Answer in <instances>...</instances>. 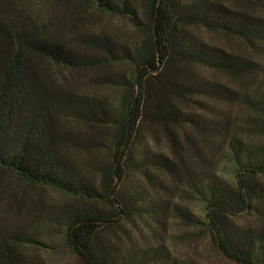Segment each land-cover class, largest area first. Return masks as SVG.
I'll use <instances>...</instances> for the list:
<instances>
[{
  "label": "trees",
  "instance_id": "1",
  "mask_svg": "<svg viewBox=\"0 0 264 264\" xmlns=\"http://www.w3.org/2000/svg\"><path fill=\"white\" fill-rule=\"evenodd\" d=\"M3 1L0 178L12 173L68 197L51 206L50 222H64L80 264H199L149 238L137 242L126 228L155 236L169 218L206 225L237 264H264V58L203 35L264 55V0H81L141 29L129 44L103 34L69 42L44 21L13 17ZM50 66L96 70L89 85L118 94L61 81ZM173 191L200 202L204 217ZM6 195L9 207L21 201ZM2 217L0 264H48L24 247L42 242L4 228Z\"/></svg>",
  "mask_w": 264,
  "mask_h": 264
},
{
  "label": "rangeland",
  "instance_id": "2",
  "mask_svg": "<svg viewBox=\"0 0 264 264\" xmlns=\"http://www.w3.org/2000/svg\"><path fill=\"white\" fill-rule=\"evenodd\" d=\"M132 1L133 4L139 6V3H142L143 0ZM226 1L232 2V0ZM3 3L12 10L11 15L13 17L24 15L35 18L41 23L45 22L50 31L73 43L78 36L84 35L103 34L116 41L128 44L140 41L143 36L142 30L134 27L128 18L102 12L95 6L83 3L81 0H4ZM140 18L144 20L142 15H140ZM203 35L208 40L219 42L229 49L251 53L258 60L264 58V55L259 52L256 53L250 48L240 46L236 41L232 42L226 37ZM125 68L131 72L130 66H125ZM49 69L61 81L76 82L82 88L85 87L93 92H99L107 98H114L118 94L112 87L89 85V83H93L91 77L96 70L60 71L54 66H50ZM232 113L236 114L241 124L244 112L235 107ZM71 128L76 130L77 126L71 124ZM86 132H91V130L87 129ZM245 135H249V133H245ZM253 139H255L254 136ZM94 154L96 157L104 159L107 156V150H94ZM224 176L232 179L229 173L224 174ZM0 189L5 192V194H2L3 200L0 201L4 228L10 227L11 231L28 232L42 242L39 245H24L30 255L38 256L48 264H80L74 251L66 243L64 222L60 219H55L56 223L50 222L52 216L50 214L52 213L49 209L53 205L66 202L68 197L65 194L47 186L28 183L12 173L1 175ZM9 192L19 193L21 201L18 205L9 207L10 202L6 195ZM173 195L178 202L183 205L186 204L201 218L204 217V208L200 202H185L178 196V191H173ZM247 222V218L241 217L238 219L239 224ZM126 228L131 235L136 236L137 242L145 243L149 238L151 242L164 246L171 255L184 261L199 264H237L221 254L213 243L206 225L188 226L178 219L169 218L166 229L161 228L155 236L152 235L151 231L142 228L139 229L140 231L135 228L131 230L128 226Z\"/></svg>",
  "mask_w": 264,
  "mask_h": 264
}]
</instances>
